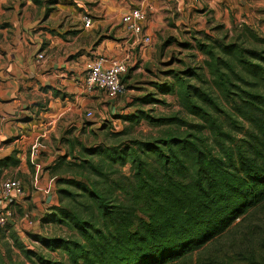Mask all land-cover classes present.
I'll return each instance as SVG.
<instances>
[{
  "label": "trees",
  "instance_id": "1",
  "mask_svg": "<svg viewBox=\"0 0 264 264\" xmlns=\"http://www.w3.org/2000/svg\"><path fill=\"white\" fill-rule=\"evenodd\" d=\"M217 48L221 56L214 48L213 53L204 48L210 54L207 64L215 85L226 97L232 86L238 87L236 81L250 86L240 88L236 98L230 99L236 116L250 127L240 142L232 141L233 146L221 142L222 136L229 134L198 104L193 90L211 108H218L216 101L203 90L180 84L181 105L207 123L217 136L219 152L187 135L135 141L104 151L84 147L88 153H103L108 158H84L75 178L55 176L59 203L49 206L40 220L45 225H65L74 235H28L32 242L60 256L34 252L12 232V245L19 247L29 262L0 256V264H264L263 238L255 242L246 237L245 244L232 247L231 252L210 249L237 220L264 204V49L235 42H220ZM157 87L162 93L173 90L171 84L159 83ZM142 116L155 125L184 122L176 116ZM139 117L132 114L126 119ZM66 157L59 156L49 167L52 174ZM18 162L10 156L0 160V167ZM112 163L129 164L131 176L112 178ZM71 186L91 203L78 202L87 213L73 204L77 193ZM8 229L1 232L6 234Z\"/></svg>",
  "mask_w": 264,
  "mask_h": 264
},
{
  "label": "crops",
  "instance_id": "2",
  "mask_svg": "<svg viewBox=\"0 0 264 264\" xmlns=\"http://www.w3.org/2000/svg\"><path fill=\"white\" fill-rule=\"evenodd\" d=\"M217 1L0 0V160H19L0 167V180L17 178L28 193L11 205L6 234L16 231L23 238L37 224L46 226L41 216L57 203L49 167L64 154L66 135L77 137L96 123L86 112L95 113L104 94L85 88L87 64L97 55L116 58L129 51L135 62H147L167 28L164 18L171 4L191 10L203 2L213 13ZM133 7L147 10L149 42L134 38L121 22Z\"/></svg>",
  "mask_w": 264,
  "mask_h": 264
},
{
  "label": "rangeland",
  "instance_id": "3",
  "mask_svg": "<svg viewBox=\"0 0 264 264\" xmlns=\"http://www.w3.org/2000/svg\"><path fill=\"white\" fill-rule=\"evenodd\" d=\"M171 5V10L164 18L167 28L156 50L151 53V60L140 64V61L135 62L133 58L125 74V91L109 102L107 96H102L104 100L102 106L100 105L91 118V122H96L95 125L86 126L77 137L68 132L69 135L65 136L64 142L66 145H62L67 157L54 170V176L75 178V172H79L77 167L84 158H108L103 153H88L85 148L93 151L124 148L135 141L165 138L169 135L176 137L187 135L194 140H203L212 148V152H219L220 149L216 146L217 136L211 132L207 123L200 117L188 113L181 105L178 96L180 84L203 90L216 101L218 108H211L197 98L194 94L196 91L193 90V97L198 104L208 109L221 131L229 134L230 137L222 136L221 142L226 146H233L232 141L238 143L244 138L245 132L250 129L249 123L236 116L230 99L236 98L240 88L250 86L236 81L238 87L232 86L229 97H226L215 85L214 78L208 70L210 54H207L204 48L212 50V53L214 48L219 56L221 54L218 53L217 45L220 42H235L244 47L264 49V0H218L217 6L216 3L213 4V13L203 2L193 4L191 10L186 8L177 10V4ZM244 25L249 29L244 28ZM244 76L250 80L245 74ZM159 83L171 84L173 90L162 93L157 87ZM145 97L151 98V101H145ZM142 113L153 117L176 116L184 119V122L155 125L145 119ZM132 114L141 117L132 121L126 119ZM69 130L71 131L72 128ZM111 169L115 171L111 175L112 178L123 179L124 176L130 177L132 174L129 164L121 167L118 163H112ZM76 178L79 176L76 175ZM70 189L77 193V201L73 204L77 205L78 210L83 214L87 213L88 210L82 207L84 205L78 202H84L87 206L91 203L82 196L81 191L73 186ZM58 198L57 196L56 205L59 203ZM67 201V198L63 199L64 203ZM6 227L11 230L9 220ZM1 231L0 256L4 259L11 257L28 263L21 249L12 245L9 238L12 232L21 238L17 232L11 231L5 238ZM31 233L47 237H71L74 235V230L61 224H50L44 228L42 225L39 228L37 224L23 232L24 237L21 239L26 248L46 256L58 257L59 252H49L38 243L32 242L28 236ZM246 237L250 239L253 237L255 242L259 238L264 239V204L251 209L242 219L237 220L228 232L212 244L210 249L218 250L220 253L231 252L232 247L243 246ZM242 240L244 242H241ZM195 257L196 254L192 256L193 259Z\"/></svg>",
  "mask_w": 264,
  "mask_h": 264
},
{
  "label": "built area",
  "instance_id": "4",
  "mask_svg": "<svg viewBox=\"0 0 264 264\" xmlns=\"http://www.w3.org/2000/svg\"><path fill=\"white\" fill-rule=\"evenodd\" d=\"M84 25L89 26L91 19L84 15ZM147 20V11L141 7H133L121 15V22L134 38L142 42H149L150 38L144 33V23ZM134 53L126 52L122 57H108L97 55L86 66L84 85L87 90H99L108 99L113 100L126 89L124 76ZM42 58V54H38ZM87 117H93L91 111ZM22 183L17 178H3L0 180V231L6 228L12 214L11 205L27 196Z\"/></svg>",
  "mask_w": 264,
  "mask_h": 264
}]
</instances>
